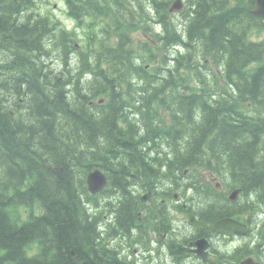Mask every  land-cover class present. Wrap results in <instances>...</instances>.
<instances>
[{
    "label": "trees",
    "instance_id": "1",
    "mask_svg": "<svg viewBox=\"0 0 264 264\" xmlns=\"http://www.w3.org/2000/svg\"><path fill=\"white\" fill-rule=\"evenodd\" d=\"M65 1L69 15L86 24L88 38L74 67V30L46 15L30 19L33 0H0L6 74L0 83L13 84L0 96V264H120L96 239L100 227L83 214L85 187L75 172L86 170L89 160L126 190L129 168L140 166L146 143L171 148L173 154L157 159L174 158L165 174L220 166L217 178L223 177L226 190L242 184L241 194L264 208V162L257 164L264 159V40H248L264 21L251 13L252 0L234 6L186 0L178 22L171 21L164 0H154L156 11L146 17L161 26L159 40L168 50L158 56L146 52L150 45L133 44L118 21L116 0ZM84 15L90 16L85 24ZM113 18L114 46L104 34ZM251 62L258 63L252 70ZM160 108L170 114L166 124L157 120ZM88 147L94 148L90 154ZM189 183L197 205L211 210L208 220L251 208L222 203L224 197L198 174ZM21 205L28 209L25 219ZM128 212L124 206L117 212L123 226L135 217ZM244 247L236 250L238 259L250 253Z\"/></svg>",
    "mask_w": 264,
    "mask_h": 264
},
{
    "label": "bare ground",
    "instance_id": "2",
    "mask_svg": "<svg viewBox=\"0 0 264 264\" xmlns=\"http://www.w3.org/2000/svg\"><path fill=\"white\" fill-rule=\"evenodd\" d=\"M184 1L186 4V0H184ZM178 20L179 19H177L175 21L178 22ZM153 65H155V64H153ZM6 100L7 99H5L4 101H6ZM19 100L21 101V99H19ZM12 101H13V103L14 102H17V103L20 102L17 99H13ZM99 101L101 102L102 98H100ZM10 113L12 115L15 114L11 110H10ZM154 147H156V149H153ZM92 148L93 147H88L87 152L89 153L91 150L94 149V148L93 149ZM147 152H149L148 155H147ZM168 154H173L171 152L170 147L161 146V145H158L156 143H150V144L146 143L144 145V150L141 154V156H143V158L140 159V166H138L137 168H135L134 166H131L129 168L130 172H132V174H131L132 183L130 182L127 184L126 190L119 191V189L121 188V182L118 180H114V182H113L114 187H113L112 192H113L115 197H114V199L110 200L109 207H107L106 209H102L97 203H95V200L93 202V201H89V200L83 198L84 196L85 197L87 196V190L84 189L83 197L80 194L81 195V202L84 205V209H85V213L83 212V214H85V216H87L86 217L87 220L95 222L97 227H100V231H102V233L98 234V237L96 239L102 244L103 239H104V234L107 231H109L111 233V235L114 236L115 241L111 245H103V246L105 247V249L113 250L114 254H112V255H118L120 261H123L124 263H127V264H131V263L132 264H145L144 263L145 259L140 260L141 258H139L138 256L139 255L144 256V252H146V253H150L151 262L154 261V259H155L157 261V264H158L161 261L160 258H161V254L163 252V249L158 245H157V247H156V245H153L154 242L150 239V237L148 235V230L150 227V221H147V219H145V213L147 212V210H149L146 208L147 203L145 204V202L143 201V203L146 206H145V208L142 207V214H141L142 218L138 219V218L133 217L132 222L127 226H123V225H125V221L123 220V216L121 217L122 221H121L120 216L119 217L117 216V212L120 210V208L122 206L127 207L129 209V212H128L129 215H132V211H135L136 208L139 207L138 206L139 202H137V196L140 192L143 193V191L148 190L150 192H154L158 198H162L163 196H170L172 202L176 201V199L173 198V195H177L180 203L171 204L170 206H167L168 208H166V209L157 208V209H159L158 211L149 210L150 212L154 213L157 217H159V218L163 217L164 218L165 228L169 230L170 235L172 234L171 237H173V239H180L181 238V236L178 233L179 232L178 229L183 230V228H182V225L179 226V225L175 224V221H174L172 215H170L169 211H174L175 210L174 208H176V206H178L176 208V211L179 213H182L186 216L188 213H190L192 210H194L197 206V203L194 205V203L190 202L191 198L194 199V202L197 201V198L194 197V195H195L194 192H190L191 184L189 183V181H184L183 179H181L177 175H172L170 173H167V174L164 173V170L167 168V166L169 164V160L172 162V159H174V158L171 157L169 159V157L167 156V160H165V159L157 160V159L163 158L164 156H166ZM144 155H145V157H144ZM190 160H192V158H190ZM190 160L188 158L186 160V162L190 161ZM154 161H156L157 164H156V162L154 163ZM88 162H89V164H88L89 167L94 166V165H90L89 160H88ZM106 163L111 164V162H106ZM131 164H134V163L133 162L128 163L129 166ZM155 164H156V167H154ZM89 167H87V169ZM99 169L101 170V172L103 174H105L101 168H99ZM79 171H81L80 168L75 173H79ZM75 173H74V175L77 176L78 174H75ZM197 174L200 175L198 170L196 171L194 176H196ZM135 177H138V179H139L138 185L133 183V179ZM220 178H221V180H223V177H220ZM220 178H217V180L220 181L221 183H223L220 180ZM202 180L206 181L204 179H202ZM200 183H202V181ZM176 186L180 187V189L175 188V190H177L178 193L170 195V192H168V191H170L171 189H173ZM224 187L226 188L225 184H224ZM182 189L185 191V193L183 195H182ZM233 190L234 189H231L228 191L233 193L234 192ZM78 193H79V191H78ZM218 193L220 196L224 197V198L221 197L222 203H224V202L235 203L238 206L239 205H251V208L248 212H244L242 214H239L238 216H227V217L213 219V221L211 222V223H213V222H217L220 220L238 219L241 216L242 217L246 216L247 222L249 224V229H253V232L247 238V235H246L247 225H246L245 230H243L241 233H237L239 236H245L246 235V237H244L245 239L242 241V243H239L237 246H235V248L232 249V254L234 257H236V261L238 262V264H246L243 261V258L245 257V255H243L239 259L236 256V250L238 248L244 247V246H246V247H244L242 249L250 250V253H249L250 255L252 254L253 247L255 246L256 252L260 256H263L262 258H264V247L262 245H260L261 240L264 238V236H263V234H264V211L261 209V207H259L258 201L255 199H252V198H247V196H243L241 194L240 190L238 191L237 195L231 194V193L230 194H224L222 192H218ZM190 194L193 196L189 197ZM139 195H141V194H139ZM151 198H153V197L151 196ZM184 198L187 199L188 204L184 203ZM240 199H242V200L240 201ZM252 205H254V207H255L254 209L252 208ZM102 206H104V205H102ZM245 208H247V207H245ZM145 209H147V210H145ZM177 209H179V210H177ZM140 211H141V208H140ZM204 211H205V214L203 215V217L205 219H207L206 221H210V220H208V218H209V214L211 213V210L204 209ZM251 215H253L255 218H257L258 222L250 223ZM186 225L195 226V225L191 224L190 222L186 223ZM230 225L232 226L231 223H230ZM201 229H204V228H201ZM160 231L161 230H160V227L158 226V223L155 222V225H153V232H158L159 239H160V234H164V233H160ZM190 246H192V248L197 253H199L201 255H207L208 254L206 251V249H207L206 244L197 243L194 245L190 244ZM128 252H130V253H128ZM228 254H230V251H228V250L226 251V253L224 251L221 252V257H223L221 260L222 263L225 260L226 255H228ZM257 258H258V256H257ZM116 264H117V262H116ZM149 264H151V263H149Z\"/></svg>",
    "mask_w": 264,
    "mask_h": 264
},
{
    "label": "flooded vegetation",
    "instance_id": "3",
    "mask_svg": "<svg viewBox=\"0 0 264 264\" xmlns=\"http://www.w3.org/2000/svg\"><path fill=\"white\" fill-rule=\"evenodd\" d=\"M264 162L263 160L261 162H257L258 164ZM150 192V191H149ZM146 191L140 192L138 194L137 202L138 206L141 208L137 210V218H142V207L158 211L159 209H162L163 206L166 205L167 200L163 198H158L157 195L154 192H151V196L154 198L153 201L155 203V207H150V202L141 200V196L145 194ZM154 195H153V194ZM156 195V196H155ZM247 195V194H246ZM155 196V197H154ZM156 198V199H155ZM173 198L178 200L177 195H173ZM158 199V200H157ZM140 200V201H139ZM142 201V202H141ZM191 203H198L197 201L194 202V199H190ZM143 206H142V205ZM149 205V206H148ZM157 205V206H156ZM199 207H202L201 205H197ZM159 208V209H157ZM203 208V207H202ZM145 209V210H147ZM147 210L145 213V219L147 221H150L155 225V222L158 223V226L160 227V230H163L164 234H160V239H155L153 242V245L160 246L163 249V252L161 254L160 263L158 264H238L236 261V257L232 254V249L237 246L240 241H243L247 235V238L252 234L253 229H249V224L247 222L246 217H240L238 219H235L237 221L243 222L245 225H247V231L245 236H239L237 233H228V232H222L210 228H204L201 229L199 226H192V225H186L185 223H188L187 218L185 217H178L177 220L184 221V224L182 225L183 230H179V235L181 236L180 239H173L171 235L169 234V230L165 228L164 225V218L163 217H157L154 213ZM208 212V211H207ZM205 214V211H202L200 214V217H196L198 220H201L207 224H210L213 221V218H210V221H206L204 219L203 215ZM182 220H180V219ZM212 219V220H211ZM169 227V226H168ZM264 236V234H263ZM197 243H203L207 245V255H201L197 253L191 245L197 244ZM257 245V244H256ZM260 245L264 247V238L261 240ZM230 251V254L226 255L225 260L222 263L221 252L224 251ZM228 253V252H227ZM178 255V256H177ZM250 257H253L255 261L259 262V264H264V258L263 256H260L256 252V247H253L252 254H247ZM118 256V255H116ZM258 256V258H257ZM119 257V256H118ZM143 257V258H142ZM145 256H141L140 260H143ZM120 261V260H119ZM120 264H127L123 261H120ZM151 264H157V261L154 259V261L151 262Z\"/></svg>",
    "mask_w": 264,
    "mask_h": 264
},
{
    "label": "rangeland",
    "instance_id": "4",
    "mask_svg": "<svg viewBox=\"0 0 264 264\" xmlns=\"http://www.w3.org/2000/svg\"><path fill=\"white\" fill-rule=\"evenodd\" d=\"M46 0H41V2H39V5H40V9H41V11H46V10H51L55 15H57L67 26H69V27H71V25H72V21L69 19V18H67V16H66V14H65V5H64V2H63V0H48L49 1V5H47L46 4V2H45ZM53 4H55V7L53 6ZM175 20H177V19H179V16L176 14L175 15V18H174ZM152 24H153V26H156V24L155 23H153L152 22ZM103 37H104V34H103ZM102 37V38H103ZM57 64V63H56ZM4 70H3V67L1 68L0 67V78H3V75H4ZM10 84L9 85H7V84H5L6 85V89L7 90H9L10 92H11V88H10V85H12L11 84V82H9ZM2 90V89H1ZM4 102H8L7 100L6 101H4ZM141 158L143 157V156H140ZM80 158V157H79ZM77 159V158H76ZM77 162L79 161V160H76ZM80 162V161H79ZM78 162V163H79ZM175 188L176 187H174L173 189H171L170 191H168V192H170V195L171 194H176V193H178V191L177 190H175ZM163 199H166L167 200V202H166V205L165 206H163V209H166V208H168L167 206H170L171 204H178V203H180V201L179 200H176L175 202H172V200H171V198H170V196H163L162 197ZM242 199H240V201H241ZM184 203H186V204H188V202H187V199L186 198H184ZM178 206H176V208H177ZM176 208H174L175 210L174 211H169L170 212V215H172V217H173V219H174V221H175V224L176 225H181V224H184L185 222L184 221H179V220H177V218L178 217H185V215L184 214H182V213H179V212H177L176 211ZM177 210H179V209H177ZM243 217H246V216H243ZM252 222H258V219L257 218H255L253 215H251V221H250V223H252ZM186 224V223H185ZM160 233H164L163 232V230H161L160 231ZM148 235H149V237H150V239L152 240V241H154L155 239H159V236H158V232H153V223H151L150 222V227H149V230H148ZM240 243H242V241H240ZM133 251V250H132ZM29 252H31V250L29 251ZM128 253H130V252H128ZM134 253V252H133ZM150 255V253H146V252H144V256H145V260H144V263L145 264H149V263H151V255ZM117 260H120L119 259V257H117L116 255H113ZM141 256L142 255H139L138 257L139 258H141ZM132 264V263H131Z\"/></svg>",
    "mask_w": 264,
    "mask_h": 264
},
{
    "label": "water",
    "instance_id": "5",
    "mask_svg": "<svg viewBox=\"0 0 264 264\" xmlns=\"http://www.w3.org/2000/svg\"><path fill=\"white\" fill-rule=\"evenodd\" d=\"M253 13L259 16H264V0L254 1ZM87 182L90 190L94 192L101 188L103 182H105V176L99 170H95L88 175ZM230 222L231 224L235 225L234 221L228 220L226 221L228 227L230 226ZM221 223H225V222H221Z\"/></svg>",
    "mask_w": 264,
    "mask_h": 264
}]
</instances>
